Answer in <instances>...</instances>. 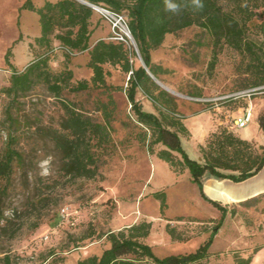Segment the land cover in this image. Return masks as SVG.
I'll use <instances>...</instances> for the list:
<instances>
[{"label":"rangeland","instance_id":"1","mask_svg":"<svg viewBox=\"0 0 264 264\" xmlns=\"http://www.w3.org/2000/svg\"><path fill=\"white\" fill-rule=\"evenodd\" d=\"M27 1L37 8L45 0H0V88L8 85L13 69L27 65L37 50L33 40L40 30L38 15L23 8ZM90 22V46L98 40L109 41L110 26L99 13L95 11ZM253 40L260 44L258 37ZM129 50L134 68L143 66L138 47V52ZM88 60L87 51L67 58L55 48L50 53L49 66L54 73L71 70L73 83L90 81ZM150 61L160 70L153 81L173 97L182 117H192L212 107V118L227 122L229 127L248 105L244 100L226 104L218 101V112L213 104L189 100V96L214 99L247 88L255 80L246 68L250 63L248 57L226 46L215 49L198 27L166 35L162 44L151 51ZM103 69L104 86L90 85L86 91L63 93L68 102L96 122L104 123L99 110L102 104H107L111 111L109 141L95 148L99 157L96 177L65 174L62 154L51 140L23 137L19 145L22 161L14 165L4 200L3 216L9 222H0V258L8 255L16 264H76L84 258L99 256L109 247L107 232L140 222L151 224L142 241L150 246L154 256L186 255L203 245L217 224L221 210L210 199H203L196 188L182 184L190 181L184 175L186 170L175 174L156 157L160 145L153 146L154 153L147 150L149 138L143 141L145 129L135 122L126 96L128 74L117 65L105 64ZM35 93L23 101V117L58 128L63 116L61 103L43 89ZM135 99L143 111L158 114L140 91ZM5 103L0 95V118ZM250 104L252 138L264 144V134L255 127V121L264 114V91L253 96ZM214 131L202 134L204 147ZM0 136L1 146L5 134ZM182 146L195 160L194 151L184 139ZM160 193L165 195L164 207L156 197ZM226 210L208 246L209 256L197 264H235V257L249 256L250 264H264V201L253 206L226 205ZM233 210L235 214L231 215ZM167 225L182 240H172ZM255 248L260 249L253 253Z\"/></svg>","mask_w":264,"mask_h":264},{"label":"trees","instance_id":"2","mask_svg":"<svg viewBox=\"0 0 264 264\" xmlns=\"http://www.w3.org/2000/svg\"><path fill=\"white\" fill-rule=\"evenodd\" d=\"M82 1L126 16L142 63L155 78L160 70L150 61L151 51L162 44L166 35L195 26L211 39L215 49L226 46L250 59L246 68L255 75V80L249 87L233 92L264 87V0H202V10L185 8L179 15L165 11L164 0ZM23 8L38 15L40 33L33 40L34 47L37 48L34 58L21 71L13 69L8 85L0 88V95L6 99L0 118V135L5 134V140L0 146V222L5 221V225L9 222L3 216L4 200L14 165L22 161L19 145L23 137L30 135L51 140L56 150L62 154V169L65 174L76 178L96 177L99 157L95 148L98 149L109 141L111 111L107 104H102L99 110L103 114L104 123L96 122L68 102L63 93L86 91L90 85L104 86L105 64L117 65L128 74L129 86L125 92L135 122L145 129L143 141L146 142L149 138L147 150L154 153L153 146L160 145L161 149L156 152V157L168 164L175 174L187 170L203 199L208 200L203 192L205 174L219 180L242 182L264 168V144L257 147L235 136L224 126L217 127L202 149L204 164L190 160L180 144L178 133L184 132L181 122L183 117L177 111L173 97L157 86L143 66L134 68L130 62L131 52L124 43L109 39L98 40L90 46L89 27L95 11L88 5L78 0H45L37 8L27 1ZM257 18L260 20L255 22ZM253 37H258L260 44ZM55 48L67 58L87 51L89 60L86 67L92 71L90 81L73 83V73L69 69L52 72L49 66L50 53ZM9 56L10 51L5 56L7 62ZM38 89H43L49 97L61 103L63 116L58 128L46 127L39 120L32 123L23 117V101L36 94ZM138 91L152 102L157 115L141 109L135 99ZM257 122L264 134V114L258 117ZM175 155L178 156L177 159ZM156 197L161 200V207H164L165 195L160 193ZM208 201L219 207L221 215L206 242L193 253L163 258L154 256L150 246L142 241L148 236L151 224L140 222L117 232H107L105 237L109 247L99 256L84 258L76 264H197L209 256L208 246L227 212L221 204ZM243 204L252 206L250 201ZM234 214V210L231 211V215ZM166 231L172 240H182L168 225ZM259 249L255 248L253 253ZM251 261V256L245 259L235 257V264H250ZM0 264L16 263L8 255H4L0 258Z\"/></svg>","mask_w":264,"mask_h":264},{"label":"crops","instance_id":"3","mask_svg":"<svg viewBox=\"0 0 264 264\" xmlns=\"http://www.w3.org/2000/svg\"><path fill=\"white\" fill-rule=\"evenodd\" d=\"M39 33L40 30L34 38L38 37ZM26 66L27 65L19 69L17 68V71H21ZM211 108H206L205 111L197 113L192 117H183L181 121L184 132L178 133L180 144L183 149L182 139H184L194 151L195 160H192L189 157V154L185 152L186 150L183 149L190 160L199 164H204L202 152V149L204 148V137L201 136L203 133H208V131H214L218 126L226 127V129L229 132H232L235 136L253 143L257 147L262 145V143H257L252 138L253 135L249 128V123L252 120L253 115L246 127L237 128L234 123L228 127L227 122L216 117L214 119L212 118L213 116L209 113ZM214 110L219 112V106L214 107ZM211 119L213 120L212 122ZM255 127H258L259 129L257 121H255ZM186 172L184 175L189 178L190 174L188 175ZM182 184L187 185V187H190L192 190L195 188L197 189L196 185L191 181V177L188 183L183 182ZM203 192L208 199L221 204L225 209L226 205H243V203L247 201H250L252 206L254 204L257 205L261 203V201H264V168L253 177L242 182H233L227 179L219 180L205 174L203 178Z\"/></svg>","mask_w":264,"mask_h":264},{"label":"built area","instance_id":"4","mask_svg":"<svg viewBox=\"0 0 264 264\" xmlns=\"http://www.w3.org/2000/svg\"><path fill=\"white\" fill-rule=\"evenodd\" d=\"M94 11L99 13V15L109 24L110 26V39L118 42L124 43L128 48H132L135 52H138L137 46L133 40L130 33L127 18L123 14H119L108 10L106 8L88 4ZM264 91V87L250 88L245 90H240L228 94H224L214 99H198L190 97L189 100L195 102H202L203 104H213L214 107H218V101L221 103L225 102H236L239 100L247 101V106L241 109V114L234 119V125L237 128L246 127L252 116V107L250 100L253 96L261 94ZM179 117V116H178Z\"/></svg>","mask_w":264,"mask_h":264},{"label":"clouds","instance_id":"5","mask_svg":"<svg viewBox=\"0 0 264 264\" xmlns=\"http://www.w3.org/2000/svg\"><path fill=\"white\" fill-rule=\"evenodd\" d=\"M165 11L179 15L185 8L200 11L204 5L202 0H164Z\"/></svg>","mask_w":264,"mask_h":264},{"label":"water","instance_id":"6","mask_svg":"<svg viewBox=\"0 0 264 264\" xmlns=\"http://www.w3.org/2000/svg\"><path fill=\"white\" fill-rule=\"evenodd\" d=\"M78 1L81 2V3H83V4L88 5V3H86V2H84V1H82V0H78ZM143 67L145 68L147 74H148L152 79H154V77L150 74V72L148 71V69L146 68V66H145L144 64H143ZM155 83L158 84V82H155Z\"/></svg>","mask_w":264,"mask_h":264},{"label":"bare ground","instance_id":"7","mask_svg":"<svg viewBox=\"0 0 264 264\" xmlns=\"http://www.w3.org/2000/svg\"><path fill=\"white\" fill-rule=\"evenodd\" d=\"M164 88V87H163Z\"/></svg>","mask_w":264,"mask_h":264}]
</instances>
